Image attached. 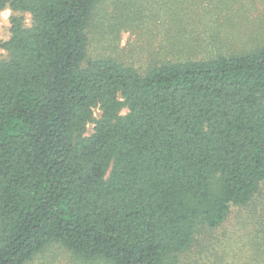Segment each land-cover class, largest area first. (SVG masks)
I'll use <instances>...</instances> for the list:
<instances>
[{
  "label": "trees",
  "instance_id": "1",
  "mask_svg": "<svg viewBox=\"0 0 264 264\" xmlns=\"http://www.w3.org/2000/svg\"><path fill=\"white\" fill-rule=\"evenodd\" d=\"M103 1L0 0L30 16L0 43V264L53 246L182 264L264 184V20L226 28L263 0H154L164 42L138 66L88 56ZM127 4L150 27L148 5ZM245 218L231 263L264 264V202Z\"/></svg>",
  "mask_w": 264,
  "mask_h": 264
},
{
  "label": "rangeland",
  "instance_id": "2",
  "mask_svg": "<svg viewBox=\"0 0 264 264\" xmlns=\"http://www.w3.org/2000/svg\"><path fill=\"white\" fill-rule=\"evenodd\" d=\"M104 4L97 10L91 21V41L88 47V56L96 58L99 55H111L125 63H133L135 66L149 57V51L155 50L164 42L165 27L162 17H159V11L154 13V0H143L146 7L150 8L147 21L151 20L150 27L143 21L132 23L130 18H138L134 7L127 8V0H104ZM166 0H159L158 3L163 12L166 8ZM264 4V0H263ZM142 12H145L142 10ZM120 13H123L122 16ZM154 13V15H153ZM22 15L24 25L30 24V16L27 13L14 12L9 7L0 9V43L6 41L10 36V17L12 15ZM151 14V17H150ZM126 16L128 19L126 20ZM155 16V18H154ZM154 18V20H153ZM247 18V19H245ZM140 19V18H138ZM140 19V20H144ZM130 21L126 23V21ZM226 20V19H225ZM264 20V5H258L255 10L244 9L242 13L227 22L231 27L227 30L234 34L242 32L243 22L257 27V22ZM125 23V24H122ZM103 26V30L99 27ZM111 25L117 27L110 33ZM110 27V29H109ZM223 29V28H222ZM224 30V29H223ZM114 34L116 36L114 37ZM114 39V40H113ZM156 47V48H155ZM154 48V49H153ZM7 58V50L0 46V60ZM126 109L121 110L125 113ZM99 116V110L94 109V117ZM93 124L87 125V132L92 131ZM251 203L243 207H231L227 221L219 228L209 234L208 240L203 243L208 245L197 252L193 257L184 259L182 264H232L238 259H233L235 252H238L240 244L248 240L251 236L252 227L245 224V217L258 213L260 205L264 200V184L260 188ZM262 195V197H261ZM259 203V204H258ZM202 235V234H201ZM199 235V237H201ZM246 250V249H245ZM244 250V251H245ZM239 255V254H238ZM25 264H107L103 261L84 262L76 259L69 252L59 247H49L46 251L39 253Z\"/></svg>",
  "mask_w": 264,
  "mask_h": 264
}]
</instances>
